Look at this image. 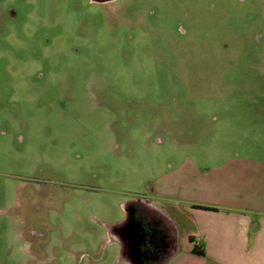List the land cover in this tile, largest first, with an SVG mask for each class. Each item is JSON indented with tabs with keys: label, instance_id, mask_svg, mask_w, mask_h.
Segmentation results:
<instances>
[{
	"label": "rangeland",
	"instance_id": "374dc122",
	"mask_svg": "<svg viewBox=\"0 0 264 264\" xmlns=\"http://www.w3.org/2000/svg\"><path fill=\"white\" fill-rule=\"evenodd\" d=\"M234 155L264 157V0H0V264H132L124 205Z\"/></svg>",
	"mask_w": 264,
	"mask_h": 264
},
{
	"label": "crops",
	"instance_id": "0c3cea01",
	"mask_svg": "<svg viewBox=\"0 0 264 264\" xmlns=\"http://www.w3.org/2000/svg\"><path fill=\"white\" fill-rule=\"evenodd\" d=\"M148 197L179 231L165 264H264V157L181 161Z\"/></svg>",
	"mask_w": 264,
	"mask_h": 264
},
{
	"label": "flooded vegetation",
	"instance_id": "af4514ba",
	"mask_svg": "<svg viewBox=\"0 0 264 264\" xmlns=\"http://www.w3.org/2000/svg\"><path fill=\"white\" fill-rule=\"evenodd\" d=\"M124 209L125 217L109 224V233L119 240L122 251L137 252L144 264H165L179 244V231L172 219L148 195L128 202Z\"/></svg>",
	"mask_w": 264,
	"mask_h": 264
},
{
	"label": "water",
	"instance_id": "95a60500",
	"mask_svg": "<svg viewBox=\"0 0 264 264\" xmlns=\"http://www.w3.org/2000/svg\"><path fill=\"white\" fill-rule=\"evenodd\" d=\"M94 1H100V0H94ZM122 249L123 246L121 245ZM125 254L126 258L130 261L132 264H143V260L141 259V255L138 254L137 252L133 251L130 253H127L126 251H123Z\"/></svg>",
	"mask_w": 264,
	"mask_h": 264
},
{
	"label": "trees",
	"instance_id": "16d2710c",
	"mask_svg": "<svg viewBox=\"0 0 264 264\" xmlns=\"http://www.w3.org/2000/svg\"><path fill=\"white\" fill-rule=\"evenodd\" d=\"M194 252L197 253V254H204V250L202 248H200V247H196L194 249Z\"/></svg>",
	"mask_w": 264,
	"mask_h": 264
}]
</instances>
